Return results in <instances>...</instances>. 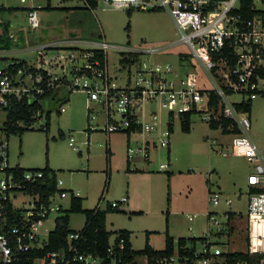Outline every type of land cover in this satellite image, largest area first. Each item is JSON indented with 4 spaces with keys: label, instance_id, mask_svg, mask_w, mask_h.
<instances>
[{
    "label": "built area",
    "instance_id": "1",
    "mask_svg": "<svg viewBox=\"0 0 264 264\" xmlns=\"http://www.w3.org/2000/svg\"><path fill=\"white\" fill-rule=\"evenodd\" d=\"M81 1L91 8L89 0ZM103 1L118 10L168 11L180 34V39L173 45L185 44L190 50V54H179L180 67L185 65L196 69L200 65L214 88L205 90L203 85H198L195 73H180L171 63L161 62L155 66L140 63L135 84L132 85L129 78L127 85L121 87L110 77L108 69V50L119 47L106 41L52 42L25 51L37 54L39 65L19 58L8 61L2 58L5 49L0 50V60H7L0 67V113H5L24 99L33 101L38 96H56L62 90L72 93L80 91L87 96L88 131L101 130L108 136L124 133L128 138L140 132L142 138L144 132L151 134L159 130V144L155 140H147L136 150L143 152L145 158L149 157L151 149L169 148L170 127L174 130V122H180V114L194 109L208 124L224 117L232 121V127L237 126L239 131L247 133L251 130L249 114L237 106L260 96L264 98V0ZM41 8V5L32 6L27 10L28 25L33 31L41 28ZM3 12L0 9V39L14 40L15 35L6 31ZM248 14L252 16H246ZM84 44L88 48L83 49ZM166 49L168 47L134 51L121 48L125 55L138 54L136 63L141 62L143 54L153 56ZM49 50L57 52L51 59H47ZM22 60L26 61L25 65L21 64ZM205 91L214 92L220 98L218 106H211V94ZM234 94L248 98L234 103L230 99ZM145 102L155 109L148 112ZM202 103H205V108H200ZM65 111L61 106V113ZM164 112L167 114L166 120L162 118ZM146 116L149 120L145 122ZM38 117L42 116L38 114ZM74 142L75 139L71 138L69 146L73 148ZM128 144V158L131 159L130 154L134 151L130 148V142ZM220 153L225 157H245L254 165L247 182L246 227L238 226L227 213L225 220L220 222L215 212H208L209 228L195 247L193 261L188 256H181L177 250L175 255L157 263L264 264V156L254 142L234 145L230 151L220 149ZM161 168L166 169L167 165ZM20 169L11 167L9 142L0 139V173L4 176L0 182V264H122L126 252L123 240L110 241L107 250L109 258L106 259L84 251V227L68 234L67 249L34 258L26 257L45 248L52 231L44 228L53 214L63 211L60 201L67 199L68 194L59 189L63 183L57 180L58 192L44 200V192L34 190L35 185L43 182L44 173L25 170L18 177L16 170ZM17 201L27 205H16ZM102 201L97 205V210H102ZM210 201L215 206L220 204L217 195L210 197ZM127 202L128 198L123 197L119 202H112L111 207L119 208L121 203ZM231 204L229 199L227 205ZM189 219L193 220L192 217ZM231 229H234L232 234ZM241 229L246 239L245 247L230 248L229 239L236 230ZM144 259L145 262H141ZM136 262L149 264L147 257L138 258Z\"/></svg>",
    "mask_w": 264,
    "mask_h": 264
},
{
    "label": "rangeland",
    "instance_id": "2",
    "mask_svg": "<svg viewBox=\"0 0 264 264\" xmlns=\"http://www.w3.org/2000/svg\"><path fill=\"white\" fill-rule=\"evenodd\" d=\"M40 5L41 28L33 31L28 25L26 8ZM48 5V0H0V8L11 9L3 12V18L9 27L8 32L16 37L10 40V48L5 50L2 58L8 61L13 58L25 59L32 65H39L37 54L17 51L20 48L32 50L36 46L60 42L70 37L87 43L106 41L119 47L108 50L109 75L118 86L125 87L129 78L132 85L135 84L140 63L147 62L155 66L161 62L171 63L180 73H195L198 85H203L205 90L214 88L200 65L196 69L185 67L184 64L180 67L179 54H190V50L185 44L173 45L180 39V34L168 11L128 12L115 9L103 0H99L96 9L89 8L81 0H51V8ZM61 7L66 9H55ZM157 47L168 49L153 56L143 54L139 63L122 64L128 55L123 54L125 52L121 48L134 51ZM82 48L88 46L84 44ZM56 54V50H49L47 59ZM6 61L0 60V67ZM247 98L239 94L230 97L234 103ZM61 106L66 109L64 113H59ZM144 106L148 112L155 109L146 102ZM200 108H205V103ZM48 110L52 112L49 129L45 130ZM248 114L252 122L251 130L247 133L232 132L229 135H224L221 130H212L200 113L193 116L190 133L183 132L180 122L176 120L170 147L151 149L149 157L145 158L143 152L136 150L147 140H155L159 144V130L151 134L144 132L142 138L140 132L128 138L124 133L108 136L101 130L88 131L87 96L74 91L69 96V102L59 100L45 103L44 115L38 117L31 129L23 134L8 135L2 128L5 113H0V139L9 142L11 167L34 170L43 169L48 163L56 171L58 181L63 183L59 189L68 194L67 199L60 201L63 211L53 214L44 229L50 232L55 230L56 219L69 211L73 196L83 198L85 210L94 209L105 191L109 175V189L105 192L101 209L105 210L108 204L119 202L123 197H130L131 186L134 191L133 200L144 211L142 215H132L129 212L134 210H129L126 204L120 206L119 212L108 214L106 227L113 233L110 241L116 239L118 232L130 231L133 250L141 251L145 247L146 233L153 232L150 236L151 245L156 250H164L167 212L170 213L169 232L175 238L203 237L209 228L207 213L210 211L216 213L220 222L225 220L227 212H233L234 222L246 227L249 198L247 182L254 171V165L238 155L225 157L220 149L230 151L234 145L254 142L264 156L262 96L252 101V109ZM166 116L164 112L162 118L166 120ZM148 120L146 116L144 121ZM71 138L75 139L73 148L69 146ZM211 141L216 143L212 144ZM129 142L134 151L130 154L131 169L138 168L148 175L137 174L133 179L132 173H127ZM107 144L112 153L111 167L107 161ZM162 165H167V168L162 169ZM3 178L0 173V182ZM215 195L220 198L218 206L210 201V197ZM168 198L171 201L169 205ZM229 199L232 201L231 206L227 205ZM15 204L21 203L17 201ZM189 217L193 220L190 221ZM86 220L85 214H71L69 228L79 231ZM243 234V229L236 230L229 239L230 248L245 247Z\"/></svg>",
    "mask_w": 264,
    "mask_h": 264
},
{
    "label": "trees",
    "instance_id": "3",
    "mask_svg": "<svg viewBox=\"0 0 264 264\" xmlns=\"http://www.w3.org/2000/svg\"><path fill=\"white\" fill-rule=\"evenodd\" d=\"M51 0H48L50 4ZM99 0H89L90 6L92 9H96L98 6ZM49 8V6H48ZM3 11H11L10 8H0ZM65 9V8H61ZM132 12V11H128ZM131 15V13H130ZM248 17H251L252 15ZM9 27L7 25L6 31L8 32ZM10 48V40L0 39V50ZM139 60L138 54H128L123 60L122 64L132 65ZM22 65L26 64L25 60L21 61ZM264 75V72L262 73ZM211 94V106H218L220 102V98L214 94V92L205 91ZM62 94L66 96H70L72 92H67L62 90ZM52 96H38L37 100H28L24 99L23 101L16 103L13 108L8 109L5 111V120L3 121L2 128L8 135L11 134H23L25 131L31 129V127L37 121V115L40 114L41 116L45 113V102L51 99ZM237 108L242 110L246 113L251 112L252 109V102H245L241 105H238ZM51 110L46 112L47 114V125L45 126V130L49 129V122L51 116ZM4 113V112H3ZM61 113V112H59ZM196 110L194 109L192 112L180 114V125L181 129L185 133H190L192 129V118L196 114ZM173 116V115H172ZM212 130H221L224 135H229L232 132L238 133L237 126L232 127V121L226 119L224 117H220L218 120H213L209 124ZM171 131L173 132V128L170 127ZM135 130V129H134ZM133 130V131H134ZM131 132V131H130ZM107 161L108 165L110 166V161L112 157V153L110 150L109 145H107ZM24 169L16 170V174L18 177H21L24 174ZM33 171H42L44 173V179L42 183L34 186L35 192L42 193L44 192V200H48L50 196L56 194L58 192L57 189V174L54 170H52L48 165L43 169H34ZM109 188V178L107 179L105 190ZM105 191L101 195L99 199V203L105 197ZM170 202V198H168ZM98 203V204H99ZM119 212V208H112L111 204H108L105 210H97V206L92 210H85L83 208V201L81 198L72 197L71 199V206L69 211L64 213L62 216L58 217L56 220V228L54 231L50 233L49 240L45 248L41 251H34L30 253L26 257H36V256H43L49 252L59 251L62 249H67L68 242L67 236L74 230L69 228L70 225V215L71 214H85L87 217L86 223L84 228L82 229L85 237L86 242L84 246V251L88 253H92L94 255L109 258L108 256V248L110 246V239L113 236V233L109 232L106 228V220L107 216L110 213ZM139 214V213H137ZM229 214V219H234L235 213L227 212ZM234 232V229H231L230 234ZM149 234H147L146 245L145 248L141 251L133 250L132 244L130 242V232L128 231H120L117 233V237L115 239L116 242L123 240L126 245V252L123 256L122 264H138L136 260L140 257H147L149 264H159L157 263L158 260H162L165 258H170L171 256L175 255L176 250L179 251L181 256H188L191 258V261L194 259L193 252L195 251V247L198 245L201 238H181L174 242V239L170 236L166 238V247L164 250H155L149 240ZM191 249L192 251H190ZM25 257V258H26Z\"/></svg>",
    "mask_w": 264,
    "mask_h": 264
},
{
    "label": "crops",
    "instance_id": "4",
    "mask_svg": "<svg viewBox=\"0 0 264 264\" xmlns=\"http://www.w3.org/2000/svg\"><path fill=\"white\" fill-rule=\"evenodd\" d=\"M64 1H66V0H64ZM51 3V2H50ZM49 6V8H51V5L49 4L48 5ZM29 8V7H28ZM28 8H26L27 10H28ZM62 8V7H61ZM61 8H55V9H61ZM66 9V8H65ZM74 37H70L69 39H71V40H74L73 39ZM69 39H65V40H62V41H60V42H68V41H71V40H69ZM21 50H18L17 51V53H19V52H22V54H24V52L26 51V49H22V48H20ZM63 101V102H69V96H66V95H64V94H59V95H56V96H52V98L51 99H49V100H47L45 103H47V104H50V103H53V102H56V101ZM222 132V131H221ZM128 147H129V144L127 145V149H128ZM111 150V149H110ZM112 158V157H111ZM126 163H127V167H126V171H127V173H132L131 174V176L133 177V179H135V176L137 175V174H142V175H148L147 173H146V171H142V170H139L138 168H136V169H131V161H130V159L128 158V156H127V158H126ZM47 165L49 166V164L47 163ZM46 165V166H47ZM50 167V166H49ZM110 167H111V161H110ZM51 168V167H50ZM52 170H54L53 168H51ZM55 171V170H54ZM56 172V171H55ZM110 177L111 176H107V179L109 178V181H110ZM58 180V179H57ZM107 182V181H106ZM109 189V188H108ZM63 191H65V190H63ZM106 191H108V190H105V192ZM130 192H131V196L130 197H128V202L127 203H125V204H122L121 203V205L120 206H125L126 204H128V209L129 210H134V211H130L129 213H131L132 215H142V214H144V211H143V209H140L139 207H137V201L136 200H133V194H134V191H133V188H131V186H130ZM210 192H211V189H210ZM105 194V193H104ZM150 197L152 198V193H151V195H150ZM78 198H81V197H78ZM82 199V201H83V208H84V200H83V198H81ZM170 203H171V201H170ZM168 205H169V201H168ZM120 208V207H119ZM211 212V211H210ZM137 213H139V214H137ZM208 219V218H207ZM191 221V220H190ZM106 223H107V220H106ZM169 225H170V213H168L167 212V218H166V230H165V235H166V238H167V236H170L171 238H173L174 239V242L175 243H177V241L179 240V239H181V237H179V238H175L174 236H171L170 235V232H169ZM107 228V227H106ZM122 231H126V230H122ZM128 232H130V231H128ZM148 233H150L149 234V240H150V236H151V234L153 233V232H147L146 233V239H147V234ZM131 235H132V232H130V242H131ZM189 238H196V237H189ZM202 238V237H201ZM186 239H188V238H186ZM131 244H132V242H131ZM151 244V243H150ZM145 245H146V242H145ZM152 246V245H151ZM132 247H133V244H132ZM153 247V246H152ZM145 248V247H144ZM154 248V247H153ZM155 249V248H154ZM156 250V249H155ZM160 251V250H159ZM177 251V250H176ZM144 261H145V259H144Z\"/></svg>",
    "mask_w": 264,
    "mask_h": 264
}]
</instances>
